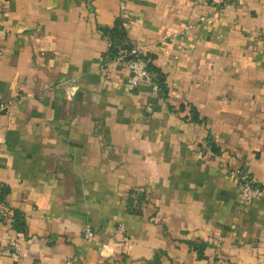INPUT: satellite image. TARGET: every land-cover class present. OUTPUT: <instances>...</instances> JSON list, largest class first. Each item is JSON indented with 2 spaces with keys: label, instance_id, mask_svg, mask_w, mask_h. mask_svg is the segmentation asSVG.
Instances as JSON below:
<instances>
[{
  "label": "crops",
  "instance_id": "0c3cea01",
  "mask_svg": "<svg viewBox=\"0 0 264 264\" xmlns=\"http://www.w3.org/2000/svg\"><path fill=\"white\" fill-rule=\"evenodd\" d=\"M0 100V264H264V0H0Z\"/></svg>",
  "mask_w": 264,
  "mask_h": 264
},
{
  "label": "built area",
  "instance_id": "2783aa9c",
  "mask_svg": "<svg viewBox=\"0 0 264 264\" xmlns=\"http://www.w3.org/2000/svg\"><path fill=\"white\" fill-rule=\"evenodd\" d=\"M228 1L229 0H222L223 3H227ZM124 24L126 25V20L124 21ZM112 60L118 65L129 69V89H134L142 82H150L153 84L155 89H159L158 83L153 78L154 74L148 66L150 58L147 55L145 46L130 42L129 47L121 49L116 56L112 57ZM7 109L8 104L0 100V113L6 111ZM234 172L238 174V189L244 201L252 202L264 195V186L257 184L251 175L247 172ZM120 230L123 232L125 231L124 225L120 226ZM94 234V229L87 226L84 231L85 237L91 239ZM63 264H83V262L78 256L71 255L66 257Z\"/></svg>",
  "mask_w": 264,
  "mask_h": 264
},
{
  "label": "trees",
  "instance_id": "16d2710c",
  "mask_svg": "<svg viewBox=\"0 0 264 264\" xmlns=\"http://www.w3.org/2000/svg\"><path fill=\"white\" fill-rule=\"evenodd\" d=\"M125 19L123 17H118L114 27L109 28L105 30L106 35L109 36L110 39V48H109V54L111 57L116 56L121 49L129 47L130 45V40L128 39L127 32H126V26L124 24ZM150 61L148 63L149 69L153 72L154 74V67L152 64V59L150 56ZM154 80L158 83L159 87L163 89L164 84L162 80V76L159 74V76L155 75ZM195 111V110H194ZM8 192V187L5 186L4 184L0 183V202L5 201L6 194ZM14 223L18 226H23L24 224V217L23 214H21L18 211H14ZM195 245L194 243H192ZM198 250H201V247L198 246Z\"/></svg>",
  "mask_w": 264,
  "mask_h": 264
}]
</instances>
